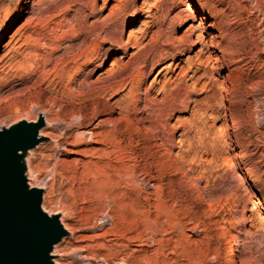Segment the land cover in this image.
<instances>
[{"label":"rangeland","instance_id":"obj_1","mask_svg":"<svg viewBox=\"0 0 264 264\" xmlns=\"http://www.w3.org/2000/svg\"><path fill=\"white\" fill-rule=\"evenodd\" d=\"M17 1L0 0V129L41 115L40 131L50 132L28 152L26 170L41 209L73 229L54 259L122 256L98 246L103 230L70 217L82 202L73 171L91 158L78 139L58 135L71 113L95 111L93 125L110 119L123 132L120 190L138 197L137 240L125 252L133 264H231L223 230L234 264H264V0H25L12 22ZM82 30L91 34L72 54L91 55L61 67ZM63 35L51 58L32 47L35 37H49L51 48Z\"/></svg>","mask_w":264,"mask_h":264},{"label":"bare ground","instance_id":"obj_2","mask_svg":"<svg viewBox=\"0 0 264 264\" xmlns=\"http://www.w3.org/2000/svg\"><path fill=\"white\" fill-rule=\"evenodd\" d=\"M24 1L25 0L17 1L13 9V13L11 17L12 22L15 20V18L18 16L19 12L21 11ZM170 4L173 6L172 2ZM187 12H189L190 15L194 14V11L191 8H187ZM64 24H65L64 22H59L58 24H56V26L59 28V27H63ZM90 34L91 33L87 31H83V30L80 31V33L76 35L77 39L80 38V43L79 44L73 43V44H70L68 47L64 48L62 55L58 57L59 59H61L59 60L61 67L66 65L68 60L72 61L74 60V58H82V57L87 58V56L91 55V52H87V51L81 52L79 54H72V52L76 49L75 47L77 45H80V44L82 45L87 42ZM3 38H4V33H1L0 34V45H1ZM63 38H64V35L58 39V42L56 45L50 48L45 43V40H48L49 37L43 38L42 39L43 43H40V41H38V39L35 37L34 38L35 44H32V47H34L33 49H37V48L42 49V50L50 49L49 55L51 58L52 54L59 52L61 50L60 43L63 41ZM72 42L74 41L72 40ZM34 56L37 58L39 57V54L37 53L36 50L34 51ZM25 58L26 57L24 56L23 59ZM49 62H50V59H45L42 65H45ZM103 64L104 63L102 61L100 65H98L100 66L99 68H101ZM159 64L160 63H156L155 67L153 68L154 71H157L158 69L159 71H162L165 69L163 67L159 68ZM196 70L197 69H195V71ZM124 71H125L124 68H121V69L119 68V72H124ZM170 72H172L170 75L171 77L174 71L170 70ZM63 73L64 75H66L67 71H64ZM148 76L149 75H147V77ZM147 77H144V78H147ZM21 79L22 77L14 78V80H21ZM111 79L113 78L109 77L104 80L98 78L95 83L99 81L108 82ZM109 90H112V88L109 87L107 91ZM159 90L161 93H163V95H165L166 90L164 86L160 87ZM95 94L100 95V94H108V93L106 92L105 89H103L102 93L96 92ZM144 104H146V102ZM95 105L103 108L104 112H107L108 116L111 115V107H110L111 105L99 104V102H96ZM145 107L146 106H144V108ZM127 108L128 107H125L123 105L119 107L122 113L125 110L127 111ZM99 114L100 113L97 114L95 111H92V113L88 116L86 114H83L81 111L73 112L70 114L69 118L67 119L68 121L64 123L63 128L60 129L59 131V135H58L59 138L63 137L66 140L70 138L78 139L79 146L83 148L80 151L84 155H88L91 158V161L86 164H83L80 170H78L77 168V169H74L73 171L74 176H75L74 184L76 185L77 192H78L77 198H80L82 202H81V206L75 207L74 208L75 210L71 211L72 213H70L71 214L70 217L71 219H73V221L76 220V222L78 223L82 222L90 228H93V229L100 228L101 230H103V233L100 234V237L102 238L108 237V239L104 241V243L99 244L98 246L102 249H106V251H110L112 248L116 250L117 253L121 254L122 255L121 258L118 261L115 260L116 264H133L135 263V258L133 257L134 253L132 256L125 252H127L126 250L130 248V245H131L130 243L131 242L133 243L137 240L136 238L137 236L135 233L137 231V225H138V208H137L138 205H137V199H136L138 197L135 198L134 196H131V194L123 191V187H122V191L120 190L121 186L124 183V176H125L123 175L122 170H121L124 159H125L124 154H123V149H122L123 132L121 131V128L118 127L119 125L117 124V122L116 123L112 122L110 121V119H107L105 122L98 120V122L93 125L94 121L97 119V116H99ZM106 124H111L112 126L108 127L106 126ZM39 136L40 137L50 136V132L48 131L42 132L41 130L39 132ZM87 136H88V139H86ZM67 144H73V142L69 141ZM132 151H135V149ZM113 164H117L119 166V169H116L113 166ZM133 183L134 181L131 180L130 186H132ZM134 188H137L136 185ZM129 190L133 191V188L132 189L130 188ZM133 192L136 193L135 191ZM42 210L45 211V209H42ZM63 220H64L63 217L59 219L62 227L64 228L65 231H67L68 234H71V231L73 232L72 227L68 225L69 223L67 224ZM97 222H104V223L102 224V226L101 225L98 226L96 224ZM149 229H150L149 230V241L151 242L153 232H152L151 227ZM223 241L226 244L225 250L229 254L227 262L234 264L235 258L233 255V247L231 245L230 237L227 234L226 230H223ZM149 245H151V243ZM58 249L59 248H57V245H55L51 253V255L53 256L54 264H57L59 262L58 257L56 260L54 259V256H55L54 254L59 256L57 252L58 251L60 252V250ZM60 249H61V246H60ZM65 249L66 248H64V250ZM104 254H107V253H104ZM100 259L107 262L106 256L102 255L100 256Z\"/></svg>","mask_w":264,"mask_h":264},{"label":"water","instance_id":"obj_3","mask_svg":"<svg viewBox=\"0 0 264 264\" xmlns=\"http://www.w3.org/2000/svg\"><path fill=\"white\" fill-rule=\"evenodd\" d=\"M43 117L0 129V264H54L53 247L69 234L41 209L42 190L27 178L26 157L45 137Z\"/></svg>","mask_w":264,"mask_h":264}]
</instances>
